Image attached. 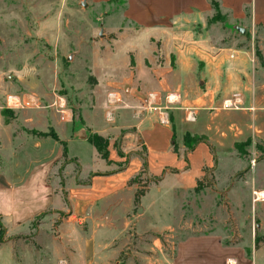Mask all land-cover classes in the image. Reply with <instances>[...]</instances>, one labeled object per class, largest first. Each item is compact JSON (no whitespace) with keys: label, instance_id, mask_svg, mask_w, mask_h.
<instances>
[{"label":"crops","instance_id":"1","mask_svg":"<svg viewBox=\"0 0 264 264\" xmlns=\"http://www.w3.org/2000/svg\"><path fill=\"white\" fill-rule=\"evenodd\" d=\"M216 1L224 22L211 21L216 11L210 0H126L122 17L134 31L94 49L97 82L85 120L64 97L40 107L39 98L0 86L3 227L30 225L56 205L64 212L50 178L56 164H65L66 143L64 188L71 211L62 234L76 238L87 264H119L130 232L162 234L172 226L176 193L198 189L215 167L214 152L238 151L264 138V68L245 44L247 34L264 29L258 0ZM94 5L111 11L114 3ZM236 30L238 37L227 40ZM4 111L23 112L20 121L31 134L19 138L18 124L8 122ZM91 132L108 141V160L89 142ZM72 146L92 152L90 168ZM72 164L82 169L77 181L68 172ZM139 175L151 185L136 208L140 183L130 182ZM238 248L218 233L190 236L176 245L170 264H238ZM262 251L248 257L256 262Z\"/></svg>","mask_w":264,"mask_h":264},{"label":"rangeland","instance_id":"2","mask_svg":"<svg viewBox=\"0 0 264 264\" xmlns=\"http://www.w3.org/2000/svg\"><path fill=\"white\" fill-rule=\"evenodd\" d=\"M113 3L108 11L94 5V0H0V86L8 85L14 92L39 98L40 107L50 98L64 97L78 120H85L97 82L92 69L94 49L107 48L119 32L134 31L122 17L126 0ZM250 8L245 11L247 18ZM107 12L113 15L108 17ZM225 15L220 8L218 18L226 19ZM257 16L264 19V0L257 1ZM236 32L227 40L238 37L240 32ZM245 42L264 68V29L247 34ZM22 114L5 112L8 122L18 124L19 138L26 137V132L31 134L22 126ZM71 150L82 157L84 167L93 165L92 152L79 146ZM214 153L215 167L207 170L198 189L176 193L172 226L162 234L130 232L119 264H170L181 240L209 233H218L226 245L239 247L234 255L238 264L263 263L264 199L257 194L264 193V138L238 151L230 148ZM68 163L56 164L50 178L60 192L64 212L56 205L30 225L0 228V264L88 263L77 249L76 238L62 234L71 211L64 188ZM81 170L80 164H72L68 172L77 181ZM149 185V179L140 180V187ZM257 238L262 240L263 251L256 263L248 255L257 250Z\"/></svg>","mask_w":264,"mask_h":264},{"label":"trees","instance_id":"3","mask_svg":"<svg viewBox=\"0 0 264 264\" xmlns=\"http://www.w3.org/2000/svg\"><path fill=\"white\" fill-rule=\"evenodd\" d=\"M211 4H212L213 8L216 11V16H214L211 21L213 23L214 22H220V21L221 22H224L225 19L220 20V18H218L219 17V14H220V3L218 1H216V0H212ZM5 112L6 111H4V114H5ZM38 135L45 136L46 134H38ZM54 137L57 138L56 135H54ZM88 139H89V142L97 149V151L100 154V156L103 159L108 160L109 159L108 142L106 140H104L102 137H100L96 133L90 134ZM191 140L193 142H195V143H196V141H198V139H196V138H193V139L191 137L186 138V141H188V142L191 141ZM62 145H63V150H64L63 151L64 159H65V162H67L68 161V148H67V144L66 143H63ZM193 145H194V143L192 145H190V148H192ZM240 148H241V146H239L238 149H240ZM140 177H141V175H139L137 178H135L134 180H132L130 183L132 185L135 184V183H140ZM147 188H148V186L146 188L140 187V189L137 190L136 195H135V206H136V208L139 206L140 201H141V198L146 194ZM0 228L3 229V226H2L1 223H0ZM1 241H2V239H0V242ZM261 242H262V240L260 238H257L256 239L255 244H256V249L257 250L260 249V243Z\"/></svg>","mask_w":264,"mask_h":264},{"label":"bare ground","instance_id":"4","mask_svg":"<svg viewBox=\"0 0 264 264\" xmlns=\"http://www.w3.org/2000/svg\"><path fill=\"white\" fill-rule=\"evenodd\" d=\"M111 99H112V98H111ZM114 100H115V99H113V101H114ZM14 101H15L16 103L18 102L17 99H14ZM111 101H112V100H111ZM257 196H258L259 199H264V193H262V192L258 193Z\"/></svg>","mask_w":264,"mask_h":264}]
</instances>
